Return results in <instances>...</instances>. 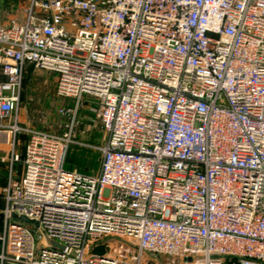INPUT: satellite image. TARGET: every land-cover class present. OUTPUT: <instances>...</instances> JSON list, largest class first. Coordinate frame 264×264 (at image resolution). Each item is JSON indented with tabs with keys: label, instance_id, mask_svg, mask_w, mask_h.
Returning <instances> with one entry per match:
<instances>
[{
	"label": "built area",
	"instance_id": "1",
	"mask_svg": "<svg viewBox=\"0 0 264 264\" xmlns=\"http://www.w3.org/2000/svg\"><path fill=\"white\" fill-rule=\"evenodd\" d=\"M27 64L67 115L98 107V173L68 168L71 133L7 125ZM0 67V136L27 137L0 264H264V0H26ZM106 237L133 250H95Z\"/></svg>",
	"mask_w": 264,
	"mask_h": 264
},
{
	"label": "rangeland",
	"instance_id": "2",
	"mask_svg": "<svg viewBox=\"0 0 264 264\" xmlns=\"http://www.w3.org/2000/svg\"><path fill=\"white\" fill-rule=\"evenodd\" d=\"M9 1L11 0L4 2ZM55 85L56 76L53 73L37 70L27 64L18 90V110L7 125L22 130H37L57 135L71 133V141L74 143L69 149L68 165L83 173L96 174L101 162L99 149L106 140L98 119V107L91 100L77 108L73 116L67 115L66 112L75 109V102L59 98L56 95ZM25 138L26 133H17L14 141L16 143L17 140V146L14 144L8 147L7 152L0 155V212L6 205V190L11 183L17 181ZM133 247L132 240L106 237L96 244L95 250L110 251L116 256L124 257L133 250ZM145 257L157 259L152 255Z\"/></svg>",
	"mask_w": 264,
	"mask_h": 264
},
{
	"label": "crops",
	"instance_id": "3",
	"mask_svg": "<svg viewBox=\"0 0 264 264\" xmlns=\"http://www.w3.org/2000/svg\"><path fill=\"white\" fill-rule=\"evenodd\" d=\"M4 1L5 0H0V25L7 26L12 20H15L17 22H22L23 21V8L26 5V1L25 0L23 2H20L19 0H11L9 2H4ZM4 80H5V77L3 76L1 72V67H0V82H3ZM26 141H27V137L25 138L23 149H22L21 168H20V172H18L17 181L20 180L22 173H23V159H24V154H25ZM15 146H17V140L15 143ZM8 147L10 146L7 143H5L0 136V155L6 153L8 150ZM18 163L19 162H17V164ZM98 171H99V168H98Z\"/></svg>",
	"mask_w": 264,
	"mask_h": 264
},
{
	"label": "water",
	"instance_id": "4",
	"mask_svg": "<svg viewBox=\"0 0 264 264\" xmlns=\"http://www.w3.org/2000/svg\"><path fill=\"white\" fill-rule=\"evenodd\" d=\"M3 213L0 212V220L3 219ZM11 219L17 222H20L24 225L30 226L32 227L34 230H37L39 232V234L41 235V241H40V245L43 246L44 248H53L56 250H62L63 247L58 244L57 242L49 239L46 235V233L44 232V230L39 226V224L36 221L30 220L24 216H18L16 214H11Z\"/></svg>",
	"mask_w": 264,
	"mask_h": 264
},
{
	"label": "trees",
	"instance_id": "5",
	"mask_svg": "<svg viewBox=\"0 0 264 264\" xmlns=\"http://www.w3.org/2000/svg\"><path fill=\"white\" fill-rule=\"evenodd\" d=\"M67 166H68V168H70L71 169V167L68 165V163H67ZM73 169V168H72ZM2 220H0V229H1V227H2Z\"/></svg>",
	"mask_w": 264,
	"mask_h": 264
}]
</instances>
